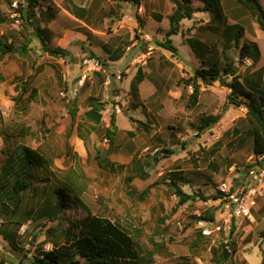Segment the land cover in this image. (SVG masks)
<instances>
[{"label": "rangeland", "instance_id": "1", "mask_svg": "<svg viewBox=\"0 0 264 264\" xmlns=\"http://www.w3.org/2000/svg\"><path fill=\"white\" fill-rule=\"evenodd\" d=\"M15 1L0 0V16L6 19L0 23V48L24 45L27 55L0 51V179L6 166L10 171L3 177L4 187L10 189L22 177L30 184L12 218L24 223V232L15 243L8 238L14 248L6 250L0 244V251L15 259L12 264L54 248L78 259L70 245L88 214L120 227L140 250L155 249L152 264H264V241L259 239L264 230V190L255 200L254 222H234L235 253L226 259L221 238H200L194 225L195 215L206 211L202 197L215 195L222 183L235 185L240 180L235 176L242 178L237 168L252 156L246 109L228 103V88L197 81V104L188 107L193 90L185 81L204 66L186 40L204 43L211 50L207 58L223 63L217 32L222 26L211 21L212 14L196 13L180 23L177 35L168 37L171 0L146 1L140 13L134 6L119 8L109 0L19 1L17 7ZM191 1L203 7L201 0ZM229 1L233 2L219 3L230 25ZM26 8L35 12L28 22L20 17ZM46 8L51 15L41 17L39 10ZM79 10L86 13L82 21L74 16ZM150 14L160 15L161 22L151 20ZM239 23L248 36L256 31L261 58L246 65L239 50L226 53L234 60L235 74L249 86L246 89L264 94V35L248 14ZM37 27L46 46L37 38ZM168 39L176 51L163 48ZM246 42L244 37L241 44ZM55 47L69 55L54 58L45 52ZM137 71L144 80L134 97L129 85ZM89 98L104 104L97 123L86 116ZM72 107L77 110L73 120ZM112 114L117 130L110 144L105 132ZM216 115L219 121L200 131V120ZM25 150L44 161L36 167L38 174L24 171L26 167L21 172ZM171 181L195 199L179 205ZM68 183L82 190L79 201L72 199L59 214L37 219L44 195L53 200V191ZM13 197L1 198L0 204L8 200L14 208ZM28 209L36 222L30 220ZM11 227L21 232L18 224Z\"/></svg>", "mask_w": 264, "mask_h": 264}, {"label": "trees", "instance_id": "2", "mask_svg": "<svg viewBox=\"0 0 264 264\" xmlns=\"http://www.w3.org/2000/svg\"><path fill=\"white\" fill-rule=\"evenodd\" d=\"M27 2H34L35 0H26ZM111 3L115 4L117 7L122 8L123 5L129 4L130 6L138 7L140 4L146 0H109ZM203 7L199 8L191 0H171L173 4V11L168 17L169 29L167 30V36L177 35L180 29V23L184 20H191L193 15L198 12L205 11L212 14L211 21L222 26V28L217 31L218 36L221 41L222 46V61L218 58H207V53H210V49L202 42L198 40H193L189 38L186 40V44L194 54V56L199 59L201 64L204 66L197 69L194 72L192 80H186L185 83L192 87V93L188 98V107H194L197 104L198 99V86L197 81L202 82L206 85H211L215 82H219L222 86H225L230 90L228 96V103L236 107H243L246 109V133L252 138V155H264V94H256L246 88H249L241 79L235 74L236 67L234 66V60H232L226 53L231 49L239 50V59L242 61L245 58H249L252 63H255L258 59L259 52L256 44L246 43L241 44V40L244 38V28L239 24H226L223 20L222 12L220 9L219 0H201ZM245 11L248 13L251 20L257 25L259 31L264 35V8L258 0H235ZM29 4V3H28ZM203 9V10H202ZM40 16L44 15L50 16L51 9L46 8L45 10H39ZM84 10H79L74 16L81 20L83 19L82 14ZM20 17L23 21L28 22L33 17H35V12L33 9L26 8V10H20ZM6 22V19L0 16V23ZM213 30V31H214ZM37 38L42 42L43 46H46V39L44 38L43 31L38 27L36 28ZM181 35L182 32H180ZM2 47L0 51L2 55L8 53H18L21 55H27L26 47L20 46L15 47L11 45L1 44ZM163 48L168 51H176L172 46L171 40H166L163 44ZM45 52L48 55L58 58L67 57L69 55L68 51L60 47L55 48H45ZM118 60V59H116ZM114 60V61H116ZM227 79H230L228 81ZM144 80L143 74L137 71L133 80L130 84V94L132 96H137L138 85ZM90 100V98L88 99ZM104 104L101 102H95L90 100L88 102V111L86 116L91 118L95 123L99 122L101 119L100 112L103 111ZM77 110L76 108L70 109V117L73 120ZM219 115L209 116L202 118L200 120L199 129L206 130L211 126L215 125L219 121ZM116 125H115V115H111L109 120V128L105 132V136L109 140L110 144L115 143L116 135ZM26 151V156L21 157L26 158V162H22L20 167L21 172L24 169H31L33 173L38 174L40 171L36 170V167L41 168V164L44 161L41 157L37 156L35 153ZM36 156V157H35ZM34 158H37L35 160ZM29 160V161H27ZM34 160V161H33ZM39 160L41 163H39ZM105 161V159H103ZM16 175L18 173L16 172ZM34 175V174H33ZM41 181H47L44 178ZM174 193L178 196V204H184L189 199L194 200L193 196L186 195L177 186L174 181L170 182ZM30 182L24 178H17L12 187L13 199L15 202L14 211L16 210L17 204L21 201V193L28 190V185ZM36 185L35 182H32ZM45 185V184H44ZM34 191L32 188H30ZM145 190L141 194V198L147 194ZM217 192V191H216ZM43 193V192H42ZM82 193L78 187L72 185L71 183L65 186H60L56 188L52 195L53 200L46 199L45 195L43 200H41V209L36 212L35 217L37 219L43 216H54L63 211L64 207L72 200L79 201V197ZM218 193L212 197H202L203 201H208L211 199H216ZM6 202V201H5ZM1 202L2 211L6 213L8 206L6 203ZM43 203V204H42ZM35 213V212H34ZM33 214V213H32ZM31 217L30 212L27 214ZM205 218L212 219L208 213L203 214ZM235 226L233 225L232 231L230 233L228 246L230 251L225 249V245L220 243L219 246L222 251V257L226 259L228 256L235 253L234 245L231 242V237L233 235ZM200 236V235H199ZM200 238H203L200 236ZM205 239V238H204ZM259 239L264 240V230L260 233ZM71 250L74 255L78 257L76 260H72L65 256L62 250L59 248H54L51 251L40 252L34 255L32 258L26 260L29 264H152L153 257L155 254V249L152 250H140L138 244L134 241V238L123 232L120 227L114 225L109 220L102 219L99 217L92 216L88 214L86 218L80 224V230L77 236L73 239L71 245ZM0 264H4L0 262Z\"/></svg>", "mask_w": 264, "mask_h": 264}, {"label": "built area", "instance_id": "3", "mask_svg": "<svg viewBox=\"0 0 264 264\" xmlns=\"http://www.w3.org/2000/svg\"><path fill=\"white\" fill-rule=\"evenodd\" d=\"M19 1L26 0H16L13 5L17 7ZM248 61L252 63L247 58L246 65H249ZM237 169L242 172V178L235 176L236 180L240 179L235 185L220 184L216 190L218 197L203 203L205 212L212 219L199 213L194 218L199 235L205 239L220 237V243L225 245L227 251H230L227 244L234 222L238 219L254 222L252 210L255 200L264 190V155H252L244 166ZM20 230L23 233L25 226H20Z\"/></svg>", "mask_w": 264, "mask_h": 264}, {"label": "crops", "instance_id": "4", "mask_svg": "<svg viewBox=\"0 0 264 264\" xmlns=\"http://www.w3.org/2000/svg\"><path fill=\"white\" fill-rule=\"evenodd\" d=\"M146 1L147 2H152V1H155V0H146ZM146 1L142 2L140 4V6L135 7L136 10H139L138 13H140V10L143 8L142 6L146 3ZM232 1L233 2L229 1V5H228L229 19L232 20V24H235V23L240 24L239 23L240 20H243L245 17H247L248 13L235 0H232ZM258 1L260 2V0H258ZM263 2H264V0H261L260 4L261 5L263 4L262 6L264 8V3ZM221 3H222V0H221ZM127 5H129V4H127ZM123 6H122V8H123ZM145 9L146 8L144 7V11H145ZM85 14L86 13L82 14V17L84 16L83 18H85V16H86ZM150 16H151L150 19L154 20L157 24H159L161 22V20H162L161 16L158 15V14H150ZM126 17H127V15H124V18H126ZM82 20L83 19H81L79 21H82ZM253 24H254V27L257 30H259L257 25L254 22H253ZM251 32H252V36H248V34H247V32H246V30L244 28V37L247 39L246 43L256 44V46L258 48V52H259L258 59H260L261 58V52H260V48H259V46L257 44L258 43L257 40H259V39H257V37H256V31L251 30ZM253 36H255L256 38H254ZM258 63H259V61H258ZM259 67H261V66L259 65ZM260 70H261V68H259L258 70H253V71H251V74H254L255 71L259 72ZM262 71H263V74H262V79H263L264 78V70L262 69ZM135 75L132 76L131 81L133 80ZM131 81H130V84H131ZM142 83H143V81L138 85V95H139V89H140L139 87H140V85ZM129 93H130V85H129ZM9 171H10V169L8 167L4 166L3 173H2V176H1V179H0V201H1V198L5 197V196H11V195L13 196L12 187L10 189H8V188L4 187V184H3V177H4L5 174H7V178H8L9 177ZM11 199H13V198H11ZM21 201H22V197H21ZM5 203L9 204V201L7 200ZM6 206H9L7 211H6V213H3V215H0V244L7 250L6 247H9V246L12 247L11 244H9V242H8L9 241L8 240L9 237H11V239H13V242L15 243V241L19 240V237L22 236L20 234V232L18 231V229H17V231L11 230V228H12L11 224H14V225L18 224L19 227H20L24 223L18 222V218H17V220L12 221V218H14V216L17 214L16 210L14 211L13 207L10 208V205L6 204ZM29 211H30V209H28V211H26V212L28 213ZM35 211H36V209L34 210V212ZM0 212L1 213L3 212L2 208H1V204H0ZM17 212H18V209H17ZM26 212H22V213H24L26 215ZM32 216L33 215H31L30 220L32 222H36V221H34V219H32ZM12 248H14V247H12ZM3 255H5V254L0 251V262H3L4 264H12L15 261V259H13L12 257H10L8 255H5L4 259H6V260H4L3 259ZM24 261H26V260L19 261V264H24Z\"/></svg>", "mask_w": 264, "mask_h": 264}]
</instances>
